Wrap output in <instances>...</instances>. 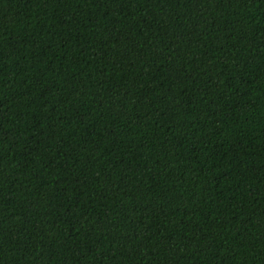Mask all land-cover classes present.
Here are the masks:
<instances>
[{
  "label": "trees",
  "instance_id": "trees-1",
  "mask_svg": "<svg viewBox=\"0 0 264 264\" xmlns=\"http://www.w3.org/2000/svg\"><path fill=\"white\" fill-rule=\"evenodd\" d=\"M0 264H264V0H0Z\"/></svg>",
  "mask_w": 264,
  "mask_h": 264
}]
</instances>
